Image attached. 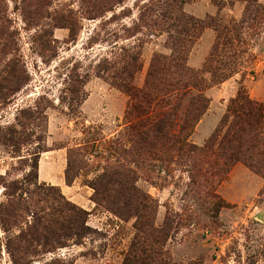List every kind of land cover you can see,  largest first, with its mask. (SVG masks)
Here are the masks:
<instances>
[{"label":"rangeland","instance_id":"374dc122","mask_svg":"<svg viewBox=\"0 0 264 264\" xmlns=\"http://www.w3.org/2000/svg\"><path fill=\"white\" fill-rule=\"evenodd\" d=\"M248 4L0 0V264H14L9 245L34 224V213L50 218L67 202L88 211L85 225L91 230L79 243L68 240L52 251L35 244L38 251H29L25 262L122 264L143 237L137 228L143 221L118 213L123 200L107 176L121 166L136 169L131 179L150 196L143 220L164 233L145 239L161 240L158 247L171 264H264V170L238 160L221 179L206 182L201 175L194 182L192 163L167 162L157 152L134 164L130 152L137 141L132 127L155 119L171 101L178 104L173 117L181 122L195 93L209 100L189 130L188 141L200 147L211 138L217 146L227 135L228 125L221 122L239 90L247 98L246 110L264 112V0ZM217 26L225 34L230 30L234 45L213 65L218 76L225 74L215 82L208 61L218 43ZM130 53L139 61L123 71V57ZM159 55L184 56L185 65L205 80L203 88L186 84L164 98L160 88L151 92L148 73ZM106 60L116 63L113 71L101 70ZM164 66L158 70L176 83L175 66ZM259 131L264 138V125ZM263 152L258 146L245 156ZM52 163L59 183L42 177ZM101 183L104 199L96 201L95 185Z\"/></svg>","mask_w":264,"mask_h":264},{"label":"trees","instance_id":"16d2710c","mask_svg":"<svg viewBox=\"0 0 264 264\" xmlns=\"http://www.w3.org/2000/svg\"><path fill=\"white\" fill-rule=\"evenodd\" d=\"M246 1L249 3L248 6L253 1L255 2V0ZM247 10L249 11L250 9L247 8ZM254 15V19L260 16V14ZM199 22L201 23V21ZM243 22H246V19L241 21V25ZM217 30L219 32L218 43L208 61L211 64V67H209L212 73L211 79L215 82L219 81V79L224 80L225 74H219L218 76V70L220 71V69L214 68L213 65L219 64V57L223 56L225 49L234 45L232 38L229 37L230 30L226 31L227 34H225V28L221 26H217ZM239 44L237 47H240ZM240 52L243 53L245 50H240ZM123 59H125L126 64L123 65L122 69L126 71L127 67L135 65L137 60L139 61V55L130 53L125 55ZM161 64L175 66L174 73L178 76L176 83L172 82L169 78H165L163 73L161 74L158 70ZM115 66L116 63L112 64L106 60L101 70L104 72L113 71V67ZM161 79L163 81L164 79L168 80L169 86L159 84L158 82ZM204 81L203 78H199L192 69L185 65L184 56L170 55V57H166L159 55L154 58L153 65L148 73L146 85L151 92L160 88L161 92H164V98L174 91L181 89L186 84L187 87L201 90L203 83H205ZM184 94L186 95V93ZM246 99L245 93L239 90L237 96L232 99L221 122L223 126L228 125L227 135L220 140L217 146V138H211L202 147L190 143L188 136L189 130L194 127L195 123L208 108L209 100L207 97L200 92L192 95L189 98L181 122H177L173 117L178 104L172 101L163 104L155 119L147 122L144 126L143 124L135 125L130 130V132L137 136L136 144L133 145L130 151L136 157L133 163L152 159L157 152H161L164 155L162 160H166L167 162L174 159L192 163L195 168V172L192 173L194 182L197 177L202 178V176L206 179V182L214 178L221 179L229 169L230 164L238 160L243 161L253 169L264 170V152L262 154L259 153L257 156L250 154L245 156V153L248 152L253 154L258 146L264 147L259 145H264V138L261 137L262 131H259L260 125H264V112L259 107L250 109V111L246 110L245 105H242L247 103ZM243 101L246 102L243 103ZM138 111V109H135V112ZM246 116L251 117V119L248 120ZM8 134V140L13 141L14 136L10 135V132ZM255 140H257V143H255ZM246 141L254 145L250 147ZM122 153L125 155H127L126 153L130 154L129 150H123ZM198 161H201V164L197 163ZM32 167L38 168V164L34 163ZM121 167L122 169L115 172L116 174L107 176L110 179L109 182H113L116 189H118L119 196L123 200L121 204L122 210H118V213L121 215L133 213L139 220L143 221L137 225L143 237L133 245L122 264H171L170 260L166 257L165 250L158 247L163 245L161 240L153 238L150 241L145 239V234L147 236H155L157 234L158 238H160L164 233V231L160 234L157 233V230L150 225L149 221L143 220L150 209L148 202L150 196L137 188L135 181L132 180L137 177L136 169ZM137 167H139L138 164ZM95 187L94 199L102 201L104 198H101V195L106 191V184L101 183L95 185ZM34 216V224L26 230L20 231L19 234L14 235V238L11 240L14 244L9 245V250L13 256L14 264H28L29 262H25L24 256L29 251H38L34 247L35 244L44 247L46 249L45 252L52 251L56 247L66 246L68 240L78 241L79 243L91 230L89 226L85 225L88 211L71 202H67L64 207H59L50 218L37 216V213H34ZM54 264H60V262H55Z\"/></svg>","mask_w":264,"mask_h":264},{"label":"crops","instance_id":"0c3cea01","mask_svg":"<svg viewBox=\"0 0 264 264\" xmlns=\"http://www.w3.org/2000/svg\"><path fill=\"white\" fill-rule=\"evenodd\" d=\"M51 166V168L48 166V167H45L44 166V170H45V176H42V174H41V168H42V166H43V164H41L40 165V175L43 177V179L45 180H47V179H50L53 183H59V180H60V178H59V176H58V174H57V172L55 171V166H54V164L52 163V164H50ZM84 207H88V205H84V204H82Z\"/></svg>","mask_w":264,"mask_h":264}]
</instances>
